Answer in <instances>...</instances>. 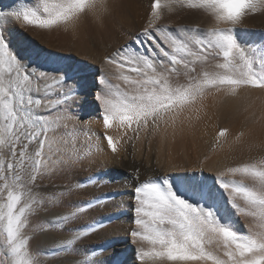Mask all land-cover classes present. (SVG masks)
I'll return each mask as SVG.
<instances>
[{"label":"snow or ice","instance_id":"6c2138e0","mask_svg":"<svg viewBox=\"0 0 264 264\" xmlns=\"http://www.w3.org/2000/svg\"><path fill=\"white\" fill-rule=\"evenodd\" d=\"M180 12L207 16L212 26L168 23ZM260 12L264 0H150L146 24L94 74L108 151L135 148L142 132L209 90H264V40L242 41L238 31ZM111 15L110 0H16L0 10V264H128L103 259V246L82 247L104 227L81 223L101 198L76 200L83 182L55 183L88 157L67 108L87 66L36 45L23 54L6 35L10 24L75 32L90 19L103 27ZM37 61L60 66L43 71ZM228 131H218L216 145ZM132 179L134 264H264V155L212 175L177 167L141 179L136 169Z\"/></svg>","mask_w":264,"mask_h":264},{"label":"bare ground","instance_id":"6f19581e","mask_svg":"<svg viewBox=\"0 0 264 264\" xmlns=\"http://www.w3.org/2000/svg\"><path fill=\"white\" fill-rule=\"evenodd\" d=\"M110 3L112 15L106 21L108 26L100 27L90 19L82 21L77 31L85 33L81 43L75 47L52 44L51 40L58 31L22 29L10 24L6 35L10 37L13 47L23 54L36 45L70 58L63 62L65 64L71 62L80 67L87 66V71L81 73V83L73 84L79 91L69 101L67 108L74 117L69 127L75 128L77 147L88 153V157L68 175L57 178L55 183L83 182L85 187L75 194L74 199L100 197L103 201L81 221L102 220L104 224L102 229L83 241L82 247L103 246V259L106 261L116 258L134 264V246L128 233L134 226L132 209L136 181L132 177L136 169H139L141 179L157 172L172 173L177 167L190 171L203 167L205 174L212 175L228 166L264 155V90L243 89L234 97L226 95L224 91L209 90L203 100L191 108H185L178 116L166 115L158 133L154 130L147 137V131L142 132L140 139L134 141L135 148L129 146L127 152L113 156L100 135L103 128L94 99L97 90L94 74L104 67L103 57L106 54L126 43L128 29H142L146 24L150 0H110ZM15 4L16 0H0V10L8 11ZM168 23L173 26L193 24L201 28L212 26L209 17L188 12L170 16ZM86 24L91 25L87 27L88 31H85ZM238 31L242 41L255 43L264 40V12L249 15ZM93 36L97 39H92ZM36 66L39 70L50 71L60 65L37 61ZM250 98H253V103L249 104L247 110L244 109L245 115L232 118V114L236 116L238 102ZM243 102L246 103L245 100ZM253 108L257 110L254 116L248 112ZM197 118L201 120L196 122ZM222 127L229 131L216 145L215 137ZM241 131L245 135L237 141L236 136ZM97 146L103 151H97ZM89 178L98 183L89 184ZM241 219L245 225L251 223L249 218Z\"/></svg>","mask_w":264,"mask_h":264},{"label":"rangeland","instance_id":"374dc122","mask_svg":"<svg viewBox=\"0 0 264 264\" xmlns=\"http://www.w3.org/2000/svg\"><path fill=\"white\" fill-rule=\"evenodd\" d=\"M97 25V24H96ZM105 26H108V24H107V22H106V24L104 25V27ZM87 27H89V25H85V31H88L89 30V28L91 27V25H90V27L89 28H87ZM103 27V28H104ZM137 27H132V28H130V29H128L127 30V33H128V35H129V37H128V39H127V43H131V38L133 37V36H135L136 35V33H138L141 29H136ZM131 31V32H130ZM76 32V31H75ZM75 32L73 33L72 31H64V30H58V34H56L54 37H53V39L51 40V43L52 44H55L56 46H61V47H66V46H70V47H72V46H74L75 47V45L77 46L79 43H81V41H82V39H83V34L85 33V32H80V31H77L76 33L77 34H75ZM81 33H82V35H81ZM86 34H88V33H86ZM78 36V37H77ZM94 37V38H93ZM92 37V39H94V40H96L97 38L95 37V36H93ZM76 38H77V40H76ZM130 38V39H129ZM78 43V44H77ZM107 55V54H106ZM104 65V64H103ZM246 101V103L245 102H243V101ZM244 100H242V102L240 101V102H238V110H237V112H236V116H233V114L231 115L232 116V118H238V115H239V117H240V115H245L244 114V109H246L247 110V107H250V105L249 104H252L253 103V98H250V99H248V100H246V99H244ZM242 103V104H241ZM243 103H245V104H243ZM239 105H240V107H239ZM249 105V106H248ZM256 107V106H255ZM239 108H240V110H239ZM243 114H242V113ZM249 113H251L253 116L254 115H256L257 114V110L255 109V108H253V109H251L250 111H248ZM235 115V114H234ZM198 119V118H197ZM196 119V122L197 121H200L201 119H198L197 120ZM253 119L255 120L256 118H254L253 117ZM162 121H160L159 122V126L161 127L162 126V123H161ZM252 122H254V124L256 123L255 121H253L252 120ZM159 126H158V128L157 129H155V133H158L159 132ZM150 133H154V130L153 129H149L148 131H147V137L149 136V134ZM151 135V134H150ZM154 136L155 137H157L158 135H156V134H154Z\"/></svg>","mask_w":264,"mask_h":264}]
</instances>
